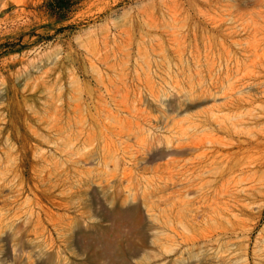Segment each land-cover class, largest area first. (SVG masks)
<instances>
[{
    "label": "rangeland",
    "instance_id": "1",
    "mask_svg": "<svg viewBox=\"0 0 264 264\" xmlns=\"http://www.w3.org/2000/svg\"><path fill=\"white\" fill-rule=\"evenodd\" d=\"M0 264H264V0H0Z\"/></svg>",
    "mask_w": 264,
    "mask_h": 264
},
{
    "label": "trees",
    "instance_id": "2",
    "mask_svg": "<svg viewBox=\"0 0 264 264\" xmlns=\"http://www.w3.org/2000/svg\"><path fill=\"white\" fill-rule=\"evenodd\" d=\"M57 1H61V0H53V4H56V3H57Z\"/></svg>",
    "mask_w": 264,
    "mask_h": 264
}]
</instances>
